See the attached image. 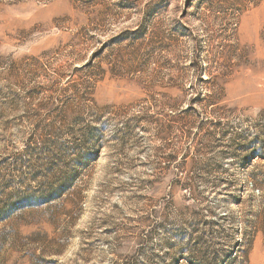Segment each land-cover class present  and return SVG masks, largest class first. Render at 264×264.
Returning a JSON list of instances; mask_svg holds the SVG:
<instances>
[{"label":"rangeland","instance_id":"374dc122","mask_svg":"<svg viewBox=\"0 0 264 264\" xmlns=\"http://www.w3.org/2000/svg\"><path fill=\"white\" fill-rule=\"evenodd\" d=\"M0 264H264V0H0Z\"/></svg>","mask_w":264,"mask_h":264}]
</instances>
